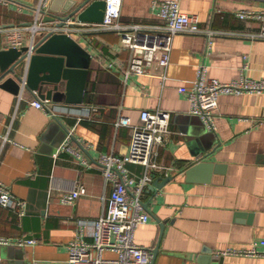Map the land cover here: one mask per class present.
Instances as JSON below:
<instances>
[{"label": "crops", "instance_id": "1", "mask_svg": "<svg viewBox=\"0 0 264 264\" xmlns=\"http://www.w3.org/2000/svg\"><path fill=\"white\" fill-rule=\"evenodd\" d=\"M69 1L87 0H50L44 17L62 15L51 8L54 4L63 10ZM158 1L123 0L121 21L164 26L153 9ZM178 1L184 13L199 17L202 28L219 35L213 41L177 35L166 71L154 66L150 76H134L127 84L123 71L129 52L117 33L72 35L91 55L83 102H51L50 107L72 132L71 145L83 152L85 162L70 152L55 156L66 130L30 104L37 94H14L0 83V180L25 203L16 209L0 205V237L37 241L0 246V263L70 264L68 244L76 238L78 221L107 213L113 187L105 182L100 156L129 154L132 130L118 122L127 117L136 125L142 111L161 109L171 114V133L156 146L153 160L168 170L150 175L152 180L172 179L155 191L150 190L153 181L145 189L142 199L150 220L136 230V242L153 254L158 249L153 264H264V256L222 255L264 241V94L222 95L216 131L210 132L190 114V102L179 91L195 80L200 66L221 82L264 80V23L238 17L242 11H264V0ZM41 3L0 1V52L11 49L7 31L33 24ZM30 44L26 33L24 46ZM164 74L168 79L163 87ZM195 162L200 167L188 174ZM128 169L134 176L145 173L138 165ZM51 185L64 190L82 186L86 194L64 205Z\"/></svg>", "mask_w": 264, "mask_h": 264}, {"label": "built area", "instance_id": "2", "mask_svg": "<svg viewBox=\"0 0 264 264\" xmlns=\"http://www.w3.org/2000/svg\"><path fill=\"white\" fill-rule=\"evenodd\" d=\"M49 1L42 0L33 24L14 27L7 31L8 46L20 50L24 47L26 33H29L30 47H32L38 37L47 33L67 34L72 37L74 33L86 35L115 32L121 38L122 49L129 52L128 65L123 71L125 84L134 76H150V70L154 66L166 71L171 63L174 39L177 35H201L210 41L219 35L214 30L202 28L197 15L184 13L178 0H161L153 4L157 16L165 22L164 26L157 27L123 23L121 21L123 0H104L106 11L102 23H83L77 19H68L58 26L56 22L44 21L45 9ZM238 17L242 20L258 19L264 23V11H242L238 13ZM167 79L166 74L160 77L163 87ZM24 91L23 83L19 95ZM179 91L185 94L190 102V114L201 119L208 131L215 132L219 98L222 95L264 94V80L242 78L237 81L221 82L209 78L206 67L200 66L195 80L181 87ZM30 104L51 116L55 115L49 100L36 99ZM170 121L171 114L161 109L142 111L140 123L136 125H132L129 118L121 117L118 125L130 127L132 130L129 154L124 157L113 154L100 156L98 164L105 182L113 187L108 198L107 213L96 220L78 221L76 238L68 244L70 264L152 263V251L136 242L135 233L140 226L150 220L142 199L145 189L153 181L150 171L168 170L155 163L153 158L156 155V146L161 145L171 133ZM72 139L73 134L69 131L55 156L61 152H70L85 162L83 152L72 147ZM128 165L142 166L145 168V173L142 176H134ZM51 189L61 193L60 202L64 205H72L80 196L86 194V189L82 186L64 190L51 185ZM0 205L3 208L16 209L24 207L25 203L19 201L9 187L0 180ZM89 231L93 238L91 242L86 240ZM36 242L35 239L13 240L0 237V246H30L35 245ZM258 246H262L263 249L260 250ZM107 254L114 257H108ZM222 255L264 256V241L253 243L247 250H228Z\"/></svg>", "mask_w": 264, "mask_h": 264}, {"label": "water", "instance_id": "3", "mask_svg": "<svg viewBox=\"0 0 264 264\" xmlns=\"http://www.w3.org/2000/svg\"><path fill=\"white\" fill-rule=\"evenodd\" d=\"M51 10L57 14L67 15L66 17L47 15L44 18L45 22H56L58 26L68 19H77L83 23H102L106 2L87 0L78 4L76 1H69L63 10L56 8L54 4ZM90 61L89 52L73 37L67 34L47 33L38 37L32 47L28 45L20 50L11 48L0 52V83L4 89L14 94L20 93L21 85L24 83L25 90L37 94L36 99L77 105L83 102ZM45 87L47 90L43 93ZM52 118L53 123L66 130L65 140L69 130L56 115ZM206 157L207 155L201 159ZM198 167L200 166L197 162L193 163L188 174ZM171 179L172 177L154 179L150 190L155 191V187L161 188L164 182ZM144 206L148 210L145 203ZM157 254L158 249L154 251L151 264Z\"/></svg>", "mask_w": 264, "mask_h": 264}]
</instances>
